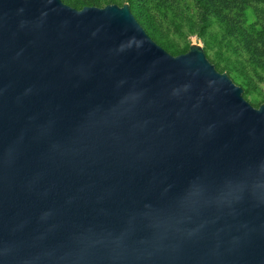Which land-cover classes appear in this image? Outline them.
Wrapping results in <instances>:
<instances>
[{
  "label": "water",
  "instance_id": "obj_1",
  "mask_svg": "<svg viewBox=\"0 0 264 264\" xmlns=\"http://www.w3.org/2000/svg\"><path fill=\"white\" fill-rule=\"evenodd\" d=\"M127 3L0 0V264H264V103Z\"/></svg>",
  "mask_w": 264,
  "mask_h": 264
},
{
  "label": "rangeland",
  "instance_id": "obj_2",
  "mask_svg": "<svg viewBox=\"0 0 264 264\" xmlns=\"http://www.w3.org/2000/svg\"><path fill=\"white\" fill-rule=\"evenodd\" d=\"M67 1L72 0H62ZM133 1L151 18L155 26L152 40L167 53L175 56L186 52L191 44L198 45L214 69L242 89L244 100L254 108L264 103V64L252 57L247 43L250 39L253 47L262 46L256 34L264 29V2L244 0L243 9L238 10L229 0H212L202 21L203 11L195 0ZM123 3L128 4L127 0L109 4ZM213 13L225 18L217 19Z\"/></svg>",
  "mask_w": 264,
  "mask_h": 264
},
{
  "label": "trees",
  "instance_id": "obj_3",
  "mask_svg": "<svg viewBox=\"0 0 264 264\" xmlns=\"http://www.w3.org/2000/svg\"><path fill=\"white\" fill-rule=\"evenodd\" d=\"M62 1V0H61ZM198 3V6L202 9L203 13L200 15V19L203 21L204 18H206V13H208V8L210 7V3L212 0H195ZM232 5H234L238 10L243 9L244 0H229ZM262 1L264 0H257ZM115 0H72L67 1L66 5H71L72 7H82V6H88V5H97V4H109L114 3ZM129 10L135 20L140 24V26L144 29L145 33L152 39L153 38V32H155V26L154 23H152L151 18L147 15H145L142 12V9L135 3L133 0H127ZM68 3V4H67ZM136 10L135 14L133 13ZM215 12V11H214ZM215 15V18L223 20L219 13H213ZM154 26V28H153ZM257 41L262 43V46L257 49L252 46V41L250 39L248 40V46L252 49V57L255 56L257 60L259 59V62H262L264 64V29H262L260 32L256 34Z\"/></svg>",
  "mask_w": 264,
  "mask_h": 264
}]
</instances>
